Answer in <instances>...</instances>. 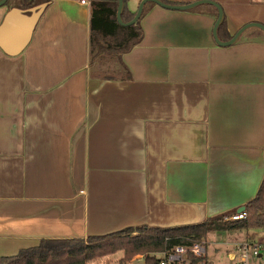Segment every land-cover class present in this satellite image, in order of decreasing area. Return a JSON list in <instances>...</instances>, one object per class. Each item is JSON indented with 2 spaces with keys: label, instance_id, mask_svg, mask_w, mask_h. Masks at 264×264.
<instances>
[{
  "label": "crops",
  "instance_id": "obj_1",
  "mask_svg": "<svg viewBox=\"0 0 264 264\" xmlns=\"http://www.w3.org/2000/svg\"><path fill=\"white\" fill-rule=\"evenodd\" d=\"M81 1H50L21 53L0 49V258L42 239L232 224L264 184V35L220 46L214 7L146 3L124 75L93 79ZM209 1L219 42L264 25V0Z\"/></svg>",
  "mask_w": 264,
  "mask_h": 264
},
{
  "label": "trees",
  "instance_id": "obj_2",
  "mask_svg": "<svg viewBox=\"0 0 264 264\" xmlns=\"http://www.w3.org/2000/svg\"><path fill=\"white\" fill-rule=\"evenodd\" d=\"M8 1L6 6L9 8L30 9L52 0H17L15 3ZM87 1L92 9L89 21V65L96 66L95 70L90 71V77L114 79L123 76L120 70V75L113 76L101 71L102 67L99 66L119 63V53L128 51L139 42L141 30L138 23L129 27H122L117 23V0ZM122 1L124 7L121 20L127 23L132 20L135 12L129 10L130 0ZM160 1L167 3L166 0ZM222 30H225L224 18L218 27V33L220 34ZM230 39L226 36L224 41ZM243 212L246 213L244 225L247 224L253 229L264 228V184L259 188L255 198L245 206ZM213 224V221H203L199 224L164 229L139 226L103 236L42 239L36 247L21 249L14 256L1 257L0 264H88L94 258H102L117 252L123 254L119 264L135 255H141L144 264H159L162 255L177 246L187 249L185 261L197 264L206 261V257H195L189 249L206 238ZM134 232L143 233L144 236L131 237Z\"/></svg>",
  "mask_w": 264,
  "mask_h": 264
},
{
  "label": "rangeland",
  "instance_id": "obj_3",
  "mask_svg": "<svg viewBox=\"0 0 264 264\" xmlns=\"http://www.w3.org/2000/svg\"><path fill=\"white\" fill-rule=\"evenodd\" d=\"M13 1L17 2L16 0H9L8 3H14ZM99 67H102L101 71L107 74L120 75L118 66L114 63L104 64ZM213 222L212 229L202 241L207 249V264H241L242 255L245 254L240 249L242 245L249 247L243 264H264V228H250L247 224L244 225V221L237 222V224L236 222L228 224L221 219H216ZM142 235L143 233L134 232L130 236ZM253 251L257 252V257L252 256ZM122 256V252H117L102 258H94L88 264H119ZM143 261L144 259L141 255H135L131 259L124 261L123 264H144Z\"/></svg>",
  "mask_w": 264,
  "mask_h": 264
},
{
  "label": "water",
  "instance_id": "obj_4",
  "mask_svg": "<svg viewBox=\"0 0 264 264\" xmlns=\"http://www.w3.org/2000/svg\"><path fill=\"white\" fill-rule=\"evenodd\" d=\"M8 0H0V7L4 6L7 3ZM33 1V0H28ZM146 3H154L162 8L170 9V10H189L196 6L207 4L212 7H214L217 11V19L213 27V38L214 41L220 45V46H231L236 42L238 37L247 29L255 28L258 29L263 35H264V25L260 23H249L243 26L236 34L226 42H219L217 38L216 30L221 24L223 20V12L220 6L215 4L214 2H211L209 0H203L192 4H187L183 6H176V5H170L167 3H163L160 0H141L137 6V9L135 11V15L132 18L131 21L127 23H123L121 20V13L123 11V1L117 0V9H116V21L117 23L122 27H129L136 25L138 23V20L142 14L143 7ZM46 3H41L36 6H33L30 9H20L17 7L10 8L1 24H0V49L2 52L8 56H15L22 52V50L26 47L28 44L34 26L41 15V13L44 11V9L47 6ZM244 208H241L239 210L243 211ZM238 212V213H239Z\"/></svg>",
  "mask_w": 264,
  "mask_h": 264
},
{
  "label": "built area",
  "instance_id": "obj_5",
  "mask_svg": "<svg viewBox=\"0 0 264 264\" xmlns=\"http://www.w3.org/2000/svg\"><path fill=\"white\" fill-rule=\"evenodd\" d=\"M82 4H85V1H81ZM246 219V213L245 212H239L233 215H230L229 217L225 218L226 221L235 223L244 221ZM240 249L245 252L244 255H242V260L240 261L241 264L244 263L245 257L247 255V250H249V247L247 245L240 246ZM189 252L193 254L195 257H206L207 256V249L206 245H204L203 242L201 243H195L190 249ZM187 249L181 246H177L173 248L171 251L165 253L162 255V260L159 262V264H189L187 261H185ZM253 257H257L258 254L256 251L252 252ZM197 264H207L206 261H201Z\"/></svg>",
  "mask_w": 264,
  "mask_h": 264
},
{
  "label": "flooded vegetation",
  "instance_id": "obj_6",
  "mask_svg": "<svg viewBox=\"0 0 264 264\" xmlns=\"http://www.w3.org/2000/svg\"><path fill=\"white\" fill-rule=\"evenodd\" d=\"M6 5V4H5Z\"/></svg>",
  "mask_w": 264,
  "mask_h": 264
}]
</instances>
